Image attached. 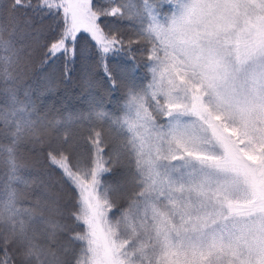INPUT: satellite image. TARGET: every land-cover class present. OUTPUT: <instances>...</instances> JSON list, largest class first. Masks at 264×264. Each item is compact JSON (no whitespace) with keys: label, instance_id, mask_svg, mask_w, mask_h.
I'll return each mask as SVG.
<instances>
[{"label":"snow or ice","instance_id":"snow-or-ice-1","mask_svg":"<svg viewBox=\"0 0 264 264\" xmlns=\"http://www.w3.org/2000/svg\"><path fill=\"white\" fill-rule=\"evenodd\" d=\"M33 54L122 114L40 115ZM0 83V264H264V0H0Z\"/></svg>","mask_w":264,"mask_h":264},{"label":"trees","instance_id":"trees-1","mask_svg":"<svg viewBox=\"0 0 264 264\" xmlns=\"http://www.w3.org/2000/svg\"><path fill=\"white\" fill-rule=\"evenodd\" d=\"M100 2V0H97ZM138 10L143 11L144 0H127ZM168 5H162L157 11L160 18L170 14L167 11ZM139 27L138 21L135 17L125 18L121 31L125 36L132 35V29ZM23 31V30H22ZM17 47H22L31 44L29 38H25L21 33L17 34ZM123 55V54H119ZM137 59L144 61L146 57H141L137 54ZM25 76L19 83L21 89V98L23 97V89L30 88L32 91V100L40 115L47 114L51 117H64L69 113H79L88 108V100L91 95H94L103 104L105 111L113 113V115H121L117 111V95L107 93L100 84H96L89 88L85 85L83 80V73L81 69V62L72 67L71 76L64 75L63 64L57 63L50 67H45L41 64V59L38 54H33L30 61H26ZM139 78L149 76L147 69L143 66L139 68L137 73ZM3 88L4 85L0 83V104L3 103ZM103 130L105 138L110 136L109 125L104 121L97 122ZM74 131L81 133L84 129L76 122L71 125ZM21 157L24 164L27 166L26 171L31 172L33 175L39 173L43 169V156L40 153L39 146L35 150L32 149L31 144L21 145ZM124 169L117 168L115 175L108 177L110 181L120 182L127 188V177L123 175ZM55 189L53 192L55 193ZM117 202L120 204L125 203V198L117 196Z\"/></svg>","mask_w":264,"mask_h":264},{"label":"rangeland","instance_id":"rangeland-1","mask_svg":"<svg viewBox=\"0 0 264 264\" xmlns=\"http://www.w3.org/2000/svg\"><path fill=\"white\" fill-rule=\"evenodd\" d=\"M170 15V14H169ZM159 19L163 20V18H160V16H158Z\"/></svg>","mask_w":264,"mask_h":264}]
</instances>
